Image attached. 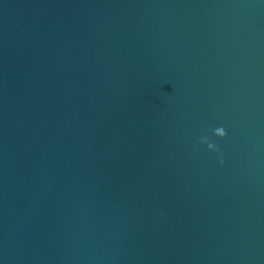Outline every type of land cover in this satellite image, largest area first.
Listing matches in <instances>:
<instances>
[{
  "label": "water",
  "instance_id": "water-1",
  "mask_svg": "<svg viewBox=\"0 0 264 264\" xmlns=\"http://www.w3.org/2000/svg\"><path fill=\"white\" fill-rule=\"evenodd\" d=\"M0 264H264V0H0Z\"/></svg>",
  "mask_w": 264,
  "mask_h": 264
},
{
  "label": "clouds",
  "instance_id": "clouds-1",
  "mask_svg": "<svg viewBox=\"0 0 264 264\" xmlns=\"http://www.w3.org/2000/svg\"><path fill=\"white\" fill-rule=\"evenodd\" d=\"M215 133L219 136V137H224L226 135L225 130L223 127H216L215 128ZM199 142L201 143H206L207 144V148L211 149L213 151H218V149L215 148V146L212 143H207V141L205 140V138L200 137L199 138ZM221 163H223V160L221 159L220 161Z\"/></svg>",
  "mask_w": 264,
  "mask_h": 264
}]
</instances>
